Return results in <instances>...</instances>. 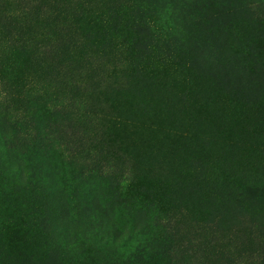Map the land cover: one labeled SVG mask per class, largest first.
Listing matches in <instances>:
<instances>
[{
  "label": "rangeland",
  "instance_id": "rangeland-1",
  "mask_svg": "<svg viewBox=\"0 0 264 264\" xmlns=\"http://www.w3.org/2000/svg\"><path fill=\"white\" fill-rule=\"evenodd\" d=\"M176 2L182 34L159 41L171 0H0V129L13 143L6 155L0 141V264L264 256V0ZM37 97L60 115L48 129L63 167L111 175L165 245L89 209L73 172L21 160L16 139H39Z\"/></svg>",
  "mask_w": 264,
  "mask_h": 264
},
{
  "label": "trees",
  "instance_id": "trees-1",
  "mask_svg": "<svg viewBox=\"0 0 264 264\" xmlns=\"http://www.w3.org/2000/svg\"><path fill=\"white\" fill-rule=\"evenodd\" d=\"M177 4L176 0H171V5L169 6V10H167V28L161 31L158 30L159 35L156 38L159 41H165L166 35L172 36L173 38H177L181 36V30L179 28L178 23L176 22L175 15L172 12L173 7ZM146 25V24H145ZM137 27L142 29V20L137 23ZM166 34V35H165ZM33 109L35 111V124H36V132L37 135L35 137H39L38 142L35 140V148L32 149V144L30 143L31 136L27 133L23 134L20 140L16 139L17 147L16 154L21 156V160L24 159L28 163H36L37 165H45L47 167L55 168L61 170V172L69 173L73 172V176L75 180H77L79 185H83V187H89L87 190V205L89 209H92L98 216L104 219H111L113 223L119 218L121 219V223H119V228L124 230L125 235L129 237H135L142 244V237L148 240H151V234L145 232V227H142V212H133L129 209L128 204L125 203V199L120 192L115 187L114 178L109 174L104 173H91L84 174L82 167H79L78 172H74L77 168L66 169L62 164V146L63 144L57 140V133L51 131L48 128H56V123L59 121V113L51 112L46 103L42 101L40 97L35 98L33 101ZM0 128H2V123L0 121ZM47 130V132L45 131ZM0 141L3 144L4 153L7 155L11 150L13 143L7 145L6 135L4 136L2 130L0 129ZM30 136V138H29ZM44 143L43 151H41V142ZM33 143V146H34ZM41 152H44L45 155L42 156ZM11 165V164H10ZM219 171H224L223 168H220ZM224 176L229 177L230 179H234V181H239L240 176L233 175L229 170L224 171ZM98 180H103L102 190L97 194L93 193V190H97V188L93 185ZM47 192L53 198L56 197V185L50 184L46 186ZM94 187V188H91ZM99 190V189H98ZM65 202V200H64ZM58 209L64 210V206L61 203V200H58V203H54ZM67 229V228H66ZM65 229V230H66ZM57 244H61L65 242L64 235L65 233H59V230L55 231ZM161 237H168L169 245L171 246V242L173 240L171 233L166 235L164 233V227L160 228ZM145 236V237H144ZM147 236V238H146ZM67 239V237H66ZM115 240V239H113ZM152 241V243H151ZM149 241L152 245L161 247V245H165L166 241L160 242V246L155 244L153 239ZM108 242V241H107ZM236 256L233 254L229 255L230 261L234 264H264V256L262 258L258 257L257 259H248L244 262L235 258ZM250 260H255V262H250Z\"/></svg>",
  "mask_w": 264,
  "mask_h": 264
}]
</instances>
